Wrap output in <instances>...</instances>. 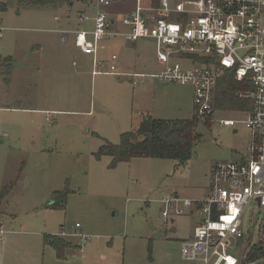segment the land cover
<instances>
[{"label": "rangeland", "instance_id": "obj_1", "mask_svg": "<svg viewBox=\"0 0 264 264\" xmlns=\"http://www.w3.org/2000/svg\"><path fill=\"white\" fill-rule=\"evenodd\" d=\"M136 2L119 0L109 11L121 7L117 11L129 12ZM93 9L80 1L32 7L0 0V58L11 60L9 67L0 63V219L7 232L0 239V262L198 264L182 260L180 247L192 240L199 218L186 212L170 215L164 224L159 200L207 197L212 167L238 162L250 145L242 124L246 115L213 112L198 118L201 141L184 166L132 159L112 168L113 159L98 156L99 150L119 144L122 134L138 126L142 113L159 120L197 115L189 86L152 80L160 66L151 41L104 40L98 60L115 56L118 74L91 75L92 58L73 46L71 32L90 28ZM80 12L89 18L87 25L79 21ZM59 30L70 32L66 44ZM133 73L142 75L136 80L141 87L125 77ZM225 119L238 125L219 126L218 120ZM53 196L64 204L49 208ZM241 220L246 240L237 254L243 257L252 245L264 248V209L258 212L251 203ZM74 226L89 242L81 253L69 251L66 260H58L47 237L72 233ZM259 260L254 264H264V258Z\"/></svg>", "mask_w": 264, "mask_h": 264}, {"label": "built area", "instance_id": "obj_2", "mask_svg": "<svg viewBox=\"0 0 264 264\" xmlns=\"http://www.w3.org/2000/svg\"><path fill=\"white\" fill-rule=\"evenodd\" d=\"M114 2L93 0V29L72 33L74 47L91 56L95 66H102L96 56L106 39L121 37L128 43L151 41L156 46L160 66L152 78L165 84L189 86L196 115L202 119L213 113L214 88L225 72L232 71L236 81L248 80L253 86L249 96L253 107L242 123L251 138L245 154L238 162L213 166L210 194L204 199L163 197L159 201L164 224L170 215L182 216L189 208L201 217L192 240L181 244L182 260L237 264L231 253L232 242L235 245L244 235L241 217L245 208L256 203L258 212L264 209V0H156L147 6L137 2L135 10L120 21L126 28L123 32L114 29L109 19L108 9ZM80 19L87 20L83 14ZM67 33L62 32L63 36ZM109 61L111 65L104 74L116 75L113 65L116 57ZM183 62L193 67H186ZM217 123L230 128L237 124L230 119ZM59 236L77 238L81 248L89 242L79 231L72 234L63 231Z\"/></svg>", "mask_w": 264, "mask_h": 264}, {"label": "trees", "instance_id": "obj_3", "mask_svg": "<svg viewBox=\"0 0 264 264\" xmlns=\"http://www.w3.org/2000/svg\"><path fill=\"white\" fill-rule=\"evenodd\" d=\"M79 1L85 2V0H18V3L32 7H52L70 6V4ZM154 2L156 3V0ZM10 62V59L0 58V63L8 64V67L11 65ZM195 62L202 63L204 61L195 59ZM4 78L7 77L4 76ZM252 93L251 82L248 80L238 82L234 73L227 71L219 78L214 88L213 112H251L253 102L249 96ZM198 126L199 120L196 116L188 120H159L144 116L141 117L138 126L121 135L119 144H105L97 155L100 156L104 153L109 155L113 159L112 168L121 162H129L132 159L171 160L176 163L177 167H181L191 159L194 146L201 141V135L197 133ZM51 201L50 208L64 204V200L63 202L58 201L54 196ZM245 240L246 234L235 241L236 249L231 252L238 257L234 256L237 264H254L264 258V248L261 244L252 245L243 257V253L237 254L238 247L244 246ZM47 242L55 251L56 258L63 260L65 251L69 247L68 243L64 242L60 236H49Z\"/></svg>", "mask_w": 264, "mask_h": 264}, {"label": "crops", "instance_id": "obj_4", "mask_svg": "<svg viewBox=\"0 0 264 264\" xmlns=\"http://www.w3.org/2000/svg\"><path fill=\"white\" fill-rule=\"evenodd\" d=\"M154 1V0H153ZM153 1H151V0H149L148 1V3L146 4V5H143L142 4V0H140V2L137 0V2L139 3V4H141L142 6H147V5H149V4H151ZM115 2L116 3H119V0H115ZM114 2V3H115ZM137 2H136V5H137ZM85 6H89L90 4L93 6V0H91L90 1V4H89V2H88V0H85ZM73 4H70V6H72ZM136 5H135V7L130 11L129 10V12L127 11V12H125V13H121V12H119V11H117V10H119L121 7H119V8H117V10H115V11H109V9H108V14H110V16H111V18H109L110 20H111V23H112V26H113V28L114 29H117L119 32H123V31H126V28L124 27V26H122L121 25V23H120V21H121V19H122V17H124V16H126V15H128V14H130L132 11H134L135 10V8H136ZM94 8V7H93ZM94 10V9H93ZM94 12H95V10H94ZM84 15V17H86V21H88L89 20V18L85 15V13L84 12H80V14H79V17H78V19H79V21L81 22V23H84V22H86V21H81V19H80V16L81 15ZM94 17V16H93ZM54 20L55 21H58V19L57 18H54ZM91 21H90V28H86V29H81V30H78V31H72L71 32V34L73 33V32H79V31H91L92 29H93V27H94V22H93V18H91L90 19ZM89 22H86V25L88 24ZM62 32H68V31H65V30H59V31H57V34H59V35H62V37H61V40L63 41V43H67V34H70V32H68L65 36H63V34H62ZM73 35V34H72ZM73 37V36H72ZM114 39H117V38H114ZM127 42V41H126ZM128 43V42H127ZM102 44H103V42L101 43V47L103 48V46H102ZM135 44V43H134ZM74 46V45H73ZM78 50V49H77ZM100 50H102L101 48L98 50V52L100 51ZM79 51V50H78ZM79 53L81 54V55H83L84 57H87L86 55H84V54H82L80 51H79ZM98 54V53H97ZM92 58V57H91ZM96 61L97 62H99L100 64H102V66H95L94 65V61H93V58H92V73H91V75L92 76H95L96 74H98V73H104V72H106L107 70H108V67L111 65V62L108 60L107 62H102V61H99L98 60V57L96 56ZM116 62H117V59H116V61L113 63V65H115L116 64ZM106 65H108V67H107V69H106V71H102L103 69H105V66ZM116 67V66H115ZM159 67V66H158ZM159 69H160V67H159ZM116 71H117V69H116ZM95 72H98V73H95ZM118 74V73H117ZM157 74V73H156ZM104 75H107V76H112V75H109V74H104ZM132 75H137V76H139V77H132ZM0 76H2L1 75V73H0ZM126 78H129L130 80V83H131V85L132 86H140L141 87V85H138L137 84V82H136V80L137 79H141L142 78V76H141V74H137V73H133V74H131V75H127V76H125ZM151 79V78H150ZM7 81H8V79H6ZM152 80L155 82H157L158 80H156V79H153L152 78ZM159 82V81H158ZM160 83H162V82H160ZM217 113H224V114H226L225 112H217ZM232 113V112H231ZM233 113H240V114H245L246 115V118H247V116H248V113H250V112H233ZM141 117H144V116H150L151 118H153V119H155L154 117H152L151 115H150V113L149 112H147V113H142L141 115H140ZM245 118V119H246ZM161 120V119H160ZM236 125H238V124H236ZM235 125V126H236ZM235 126L233 127V128H235ZM227 128H230V127H227ZM249 133V132H248ZM249 143L251 142V138H250V133H249ZM249 145V144H248ZM213 168V167H212ZM174 197H177V196H174ZM178 198V197H177ZM202 199H204V198H202ZM202 199H199V200H195V201H200V200H202ZM51 201V200H50ZM160 201V200H159ZM51 204H52V201L50 202ZM160 203V202H159ZM49 207V206H48ZM50 208V207H49ZM186 212H188L190 215H192L193 213L199 218V219H197V224H199L200 223V221H201V217L199 216V215H197L196 214V211L193 209V208H189V209H187V210H185V213ZM74 231H78L77 229H75V226L73 227V232ZM79 232H81V230H79ZM7 232L5 231V229H4V223H3V221H1V219H0V239H2L3 238V236L6 234ZM66 233V232H65ZM66 234H72V233H66ZM49 236H51V235H49ZM48 236V237H49ZM53 237V236H52ZM57 237H59V236H57ZM60 238H64L65 240H66V243H68V245L69 244H71L69 247H68V249H66V251H65V254L66 253H69V251H70V253H72L71 251H74V252H79V253H81L82 252V249H81V246H80V242H79V240H78V242H74L72 239L73 238H75V237H72V236H66V237H60ZM183 242H185V241H183ZM182 242V243H183ZM181 243V244H182ZM47 244L50 246V243H48L47 242ZM63 260H66L65 259V257H64V259ZM0 264H4V263H2V262H0Z\"/></svg>", "mask_w": 264, "mask_h": 264}, {"label": "water", "instance_id": "obj_5", "mask_svg": "<svg viewBox=\"0 0 264 264\" xmlns=\"http://www.w3.org/2000/svg\"><path fill=\"white\" fill-rule=\"evenodd\" d=\"M51 205H52V204H51V203H49V205H48V206L50 207Z\"/></svg>", "mask_w": 264, "mask_h": 264}]
</instances>
